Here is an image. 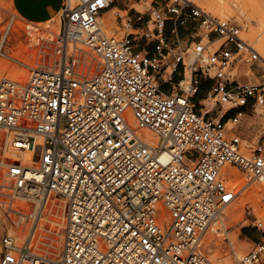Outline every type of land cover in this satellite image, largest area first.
Masks as SVG:
<instances>
[{
	"label": "built area",
	"instance_id": "built-area-1",
	"mask_svg": "<svg viewBox=\"0 0 264 264\" xmlns=\"http://www.w3.org/2000/svg\"><path fill=\"white\" fill-rule=\"evenodd\" d=\"M117 1L65 0L62 31L48 38L50 64L30 66L24 80L0 81V130L15 132L33 154L40 148L34 176L21 163L9 168L15 196L38 205L22 213L11 204L30 227L23 243L2 237L0 264H214L206 234L239 194L224 168L248 181L264 178V142L247 156L235 130L264 107V57L241 26L154 0L146 21L143 13L119 15L126 32L117 38L100 21ZM197 19L209 42L221 44L210 53L202 40L194 43L186 87L184 51L171 56L167 27L174 24L179 41V29ZM239 60L257 67L259 84L213 76ZM216 77L200 95L201 82ZM199 96L204 109L217 99L219 116L231 117L206 118ZM257 228L261 236L236 264H264V224Z\"/></svg>",
	"mask_w": 264,
	"mask_h": 264
},
{
	"label": "rangeland",
	"instance_id": "rangeland-1",
	"mask_svg": "<svg viewBox=\"0 0 264 264\" xmlns=\"http://www.w3.org/2000/svg\"><path fill=\"white\" fill-rule=\"evenodd\" d=\"M172 1L184 4L186 0ZM153 2L154 0H118L107 12H105V14L108 13L107 17L111 18L112 24L107 25L105 21L103 22V16L105 14L100 19L105 32L110 36L122 38L126 31L121 26L119 15L123 16L125 20L127 15L133 17L137 16L139 13H143L145 14L146 21V18H148V15L154 7L152 4ZM187 2L189 1L187 0ZM190 3L215 18L231 19L237 22L242 28V37L244 40L264 56V47L261 43V41L264 40V0H223L222 3L217 2L211 7L201 0ZM200 21V19H197L181 27L179 29V41L176 36L171 33L174 24L171 22L168 23V39L172 45L171 56L184 51L183 56L185 62L191 58H193L194 61V43L201 40L202 44L208 48V52L214 53L218 49L221 42L211 44L206 36L207 31L200 26ZM142 25H145V22ZM14 26H17L19 29V38H15L10 34V30ZM62 26L63 23L60 16L56 18V21L46 24H31L25 22L14 11L11 0H0V43H4L3 51L7 56L5 58L0 57V81L5 78L24 80L29 74L28 68L30 66L35 67L41 63L49 65L51 62L50 54L54 51V45L48 42V38L52 36L51 34L55 36L59 35L62 31ZM181 30H183L182 33ZM144 47L145 42L141 43L140 49ZM146 48L151 51L152 45ZM257 71V67L253 68L250 63L239 60L229 69L214 71L213 76L218 72L223 74L226 73L227 75L229 74L228 76H231L232 81L259 84L261 79L258 75V77L255 75ZM217 78L218 77L214 80H207V85H205L206 88L203 89L200 94L204 93L206 89L213 85ZM167 88V86L164 87L165 90ZM204 103L207 106L205 113L209 112L213 107H215V110L220 109L217 99H209ZM227 108L228 107L225 106L224 112L228 110ZM230 128L231 126L228 127V130ZM235 130L241 134L242 153L251 156L259 143L264 142V107H259L256 114H253L250 118L247 117ZM228 137L233 138L232 135ZM15 138V132H10L5 129L0 130V243L2 237L6 233L15 234L18 236L19 243H23L30 227L27 221L25 223V221L20 220L19 216L10 212L11 204H13L16 210L22 213H28L34 210L38 205L36 200L16 197L12 189L13 182L8 178L7 174L11 164L21 163L26 167H33V158H29L28 156H33L34 154L23 149L15 148L13 145V140H15ZM42 142L43 139L37 136V143L42 144ZM39 154L40 148L36 150V160ZM231 169L235 173H233L230 180H228V184L237 187L239 191L238 198L227 208L223 217L215 224V228L220 231L218 233H213V236L217 239L218 245L215 247L212 254H209L206 248L207 235H209L211 227L204 240L205 251L214 264H222L225 262L236 264V262L248 254L254 246L253 242L246 238L245 232L247 230L251 231L256 238H259L261 232L258 231L257 225L259 223L264 224V178L262 180L253 179L248 181L246 175L240 170L234 167H231ZM227 213L228 215L232 214V217L225 218ZM220 234L222 236H220ZM229 238L233 239L236 250L226 243V240ZM212 244L216 246V241H213ZM239 250L244 252L238 259L235 256L236 251ZM216 253H219L220 257L215 260L213 255Z\"/></svg>",
	"mask_w": 264,
	"mask_h": 264
},
{
	"label": "crops",
	"instance_id": "crops-1",
	"mask_svg": "<svg viewBox=\"0 0 264 264\" xmlns=\"http://www.w3.org/2000/svg\"><path fill=\"white\" fill-rule=\"evenodd\" d=\"M14 11L18 14V16L24 20L25 22L31 24H46L49 22H53L57 17H61L62 19V10L64 7L65 0H11ZM132 17V16H131ZM135 17V16H133ZM183 30H181V33ZM178 79L174 81L176 84ZM209 83V82H208ZM206 81L201 82V91L206 88ZM205 92V91H204ZM202 95V94H200ZM200 103H203L200 96L195 100V104L198 107V110H202L205 113L207 108H203L200 106ZM220 110V109H219ZM219 110H215L213 107L205 116L206 118L212 120H223L226 121L231 116H219ZM248 118L252 116H247ZM34 155L36 156V151H34ZM246 238L250 239L253 243L255 242V235L251 231L245 232Z\"/></svg>",
	"mask_w": 264,
	"mask_h": 264
},
{
	"label": "bare ground",
	"instance_id": "bare-ground-1",
	"mask_svg": "<svg viewBox=\"0 0 264 264\" xmlns=\"http://www.w3.org/2000/svg\"><path fill=\"white\" fill-rule=\"evenodd\" d=\"M189 2H187V0L186 1H184L185 3H187V4H189V5H193V4H191L190 2H193V1H196V0H188ZM201 1H204L208 6H212V5H215L217 2L219 3H222V1L223 0H215V1H211V0H201ZM196 4V3H195ZM194 6V5H193ZM196 7V6H195ZM117 9V8H116ZM199 9V8H198ZM219 9V8H218ZM202 10V9H201ZM225 10V9H224ZM218 12V11H217ZM223 12V11H222ZM108 14V13H107ZM107 14H105L104 16H103V22L105 21V23L108 25V24H112V20H111V18H109V17H107L108 15ZM226 14H227V12H226ZM229 15V14H228ZM113 18V17H112ZM54 21H56V19L54 20ZM19 25V24H18ZM10 34L13 36V37H15V38H19L20 37V34H19V29L17 28V26H14L13 28H11V30H10ZM18 34V35H17ZM261 43H262V45H263V47H264V40L263 41H261ZM261 54V53H260ZM262 55V54H261ZM263 56V55H262ZM264 57V56H263ZM48 61V60H47ZM193 58H191V59H189L188 61H186L185 62V66H186V77H187V79H186V81L184 82V85L186 86V87H188L189 85H190V80H191V73H192V65H193ZM36 64V63H35ZM42 64V63H41ZM44 65V64H43ZM231 126V123L230 124H228L227 125V129H228V127H230ZM147 133V132H146ZM147 135L151 138V139H154V137L152 136V135H150L149 133H147ZM156 140V139H155ZM157 141V140H156ZM43 143V142H42ZM14 144H16V145H14ZM13 145L14 146H17V147H15V148H17V149H23V150H25V151H29V152H31V154H33V152H32V148H31V145L28 143V142H24V143H20V142H18V141H15V140H13ZM29 158H33V156H28ZM163 158L165 159V160H167L168 159V155L167 154H165L164 156H163ZM11 165H14V164H11ZM34 166V165H33ZM228 167V166H227ZM225 167L224 168V170H223V174L224 175H229V174H233V173H235L232 169H231V167ZM25 171H26V175L28 176V177H32V176H34V171L30 168V167H26L25 166ZM234 176V175H233ZM241 187V186H240ZM243 187V186H242ZM242 191V190H241ZM248 194V193H247ZM248 196H249V194H248ZM250 197V196H249ZM253 197V196H252ZM247 198V197H246ZM247 200V199H246ZM244 206V205H243ZM242 206V207H243ZM232 217V214L230 215H228V213L225 215V218H231ZM217 223V221L216 222H214L210 227H211V229H210V232H209V235H207L208 237H207V240H206V248L208 249V253L209 254H212L213 252H214V250H215V247H217V239H215V237L213 236V233L215 232V233H218L220 230L219 229H217V228H215V224ZM209 229H208V231H209ZM208 233V232H207ZM217 236H219V235H217ZM220 236H222L221 234H220ZM214 237V238H213ZM234 238V237H233ZM213 241H216V246H213V244H212V242ZM226 243L227 244H229V245H231L234 249H235V247H234V241H233V239H231V238H229V239H227L226 240ZM237 243V242H236ZM219 248V247H218ZM237 249H239V248H237ZM217 250V249H216ZM236 250V249H235ZM243 252L244 251H236V256L235 257H237L238 259L241 257V255L243 254ZM221 254V253H220ZM218 257H220L219 256V253H216L215 255H213V258L216 260V259H218ZM222 257V256H221ZM224 260V259H223ZM222 264H229L228 262H225V263H222Z\"/></svg>",
	"mask_w": 264,
	"mask_h": 264
}]
</instances>
